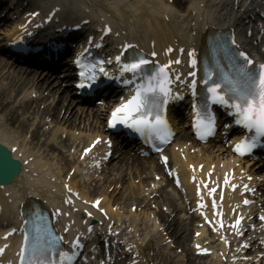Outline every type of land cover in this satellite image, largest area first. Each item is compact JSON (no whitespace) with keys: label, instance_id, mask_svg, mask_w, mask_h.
<instances>
[{"label":"snow or ice","instance_id":"6c2138e0","mask_svg":"<svg viewBox=\"0 0 264 264\" xmlns=\"http://www.w3.org/2000/svg\"><path fill=\"white\" fill-rule=\"evenodd\" d=\"M232 43L235 44V41L233 40ZM96 47H100V45L97 44ZM126 47L132 46L128 45ZM171 51L172 49L169 48L168 52ZM85 52H87V49H85ZM122 55L123 53L115 57L117 63L121 62ZM151 55L154 57L157 53L153 52ZM188 55L194 57L192 52ZM238 58H243V61L240 62ZM230 59H232L235 69L231 78L225 77L223 81L213 80V72L205 70L204 77L201 80L204 86L200 92L201 99L197 104L193 105L195 127L201 138L213 135L216 128V118L210 111V103L219 104L230 109L229 114L235 118L234 123L250 134L245 135L234 146L235 152L244 156L251 153L258 145L264 144V64H260L258 69L252 67L254 62L244 52L234 53ZM75 63L82 69L79 73L81 77L80 88H91L99 79L97 72L105 77L109 75L105 71V61L103 60H100L98 64L89 66L81 63L78 58ZM108 63H111V61H108ZM180 63L181 61L177 59L161 65L156 61L145 58L143 55L134 56L128 62L123 63L120 68L121 74L131 73L133 78L124 79L122 82L124 85L135 84V90L129 99L122 102L112 111L111 119L108 121L109 127L123 125L142 135L155 136L162 141H166L171 135V131L164 116L165 108L170 99H183L180 95H173L171 87L173 83H187L192 95H197L195 71L187 73L189 77L193 78L190 82L182 80L181 75L178 73L172 74L171 65ZM196 63V59L193 58L191 60L193 68H195ZM89 67L91 68L90 72L88 71ZM137 79H139V83H136ZM222 83H226L227 87H222ZM89 151H91L90 148L86 149L85 153L87 154ZM166 160L167 158L165 157ZM16 167L7 152L0 153V178L11 176L15 172ZM193 170L195 171V169ZM210 177L211 173H209ZM193 180H195V177H193ZM224 184H229L227 174L224 178ZM204 186L207 187V184ZM231 187L235 190L237 185L233 184ZM244 187L245 190L248 189L247 185ZM215 192L216 188L213 187L209 190V195H213ZM248 203L250 201L244 200V204ZM95 206L99 207V201L95 202ZM200 207L204 208L206 205L201 204ZM216 207L217 205L213 201V208ZM215 214L222 216V212ZM88 215H91V213H88ZM39 219H42V217ZM242 219L243 217L237 218L230 227L239 232V225ZM261 219L264 220V216ZM220 227H224L222 220ZM67 230L66 228L65 231ZM24 241L25 247L19 253L21 264H56V260L53 259L56 255L59 256V264H71L75 255L73 253L72 256H69L62 251H58V244L63 241V237H55L47 230L46 225L43 227L38 225L36 227L31 237L30 251H28L29 237L27 234H25ZM71 247H82L79 237L72 242ZM199 247L197 245V248ZM3 251L4 249L0 248V254ZM201 251L207 253L208 250L202 249Z\"/></svg>","mask_w":264,"mask_h":264},{"label":"bare ground","instance_id":"6f19581e","mask_svg":"<svg viewBox=\"0 0 264 264\" xmlns=\"http://www.w3.org/2000/svg\"><path fill=\"white\" fill-rule=\"evenodd\" d=\"M167 1L168 0H152L153 4L151 6H149L148 9H150L153 6V10L155 12L157 11L160 14H162V17H165V16L168 17L169 16V18L172 17L175 19L178 15H180V13H178L176 11L175 6H173V5L179 6L180 1L179 0H173L172 5L169 4ZM192 1H193L194 10L197 12V14L206 13L204 16V21L206 23H210V22H212L213 19L218 18V16H214L212 13L208 14V12L215 13L217 11V5H215L214 8H211L210 2L206 3L207 2L206 0H192ZM222 1L228 2L231 0H220V1H218V6L221 4ZM197 4L199 5V7H195ZM200 4H202L201 7H200ZM117 6H118V8H120L122 10V12L127 11L125 5L121 6V4H118ZM225 6H226V4H224L222 6V8L221 7H218V8H220V10H221V9H224ZM129 7L134 8L135 6L129 5ZM145 12H146V10H135V13H134L135 18L131 19V24L137 23L140 18H143L145 15H147V13H145ZM149 14H150V12H149ZM181 18L188 19L189 15L184 14ZM200 20H201V18H199V23L194 24V27H190V25L188 24V21L181 22V25H184V30L192 32V35L190 37L196 35L197 34L196 30H198L203 25L202 21H200ZM163 30H166L169 34L165 35V34H162L160 32H153V31H155V29H153V31H152L148 28H143L142 33L146 35V39L148 41H151V40L154 41L156 48H160L163 45H165L166 43L171 42V39H172L171 35H170V30L166 29L165 27H163ZM182 38H185V37H182ZM147 44H148V42H147ZM16 71H17V73H14V68H11V65L8 62H6L5 60L0 58V99L6 98L8 94L11 95V91H16L19 88H23L22 86H24V85L28 86L29 85L28 83L34 82L35 80H37V78H35V77H33V75H31V77H27L24 81H22L21 77H22L23 73H25L27 71L25 69H23V67H18V69H16ZM38 79L40 80V82H43V79H40V78H38ZM3 80H6V81L3 83L2 82ZM52 83H54V81H51L50 84L52 85ZM47 88L48 87L46 86L44 89H42L41 93H43V90L45 91ZM3 93H4V95H3ZM36 100L38 101V104L36 105L37 112H38L39 104H42V106H43L42 110L40 111L41 115H43L44 113L52 114L55 121L57 122L60 120L59 119V112H60L61 108H64L63 117H64V115L66 116V119L64 121L61 120L60 123L54 129H52V131H51L52 137L49 138V141L47 143L48 145L46 146V148H52L53 142L55 141L57 136L63 130V127H61V125L66 124V126L72 127L76 121H79V123H85V121H90V114L89 113H82L76 107L71 108V103L66 102L65 97H64V99L59 98L57 103L55 104V106H53L51 108H50V102H48V98L45 94H42ZM69 109H70V111H69ZM12 111H13L14 115H13L11 121L18 124L19 114L15 110H12ZM27 111L31 115L36 114V112L32 109L31 110L28 109ZM91 117H92L91 121H92L93 125L90 124V126H92L91 129H95L101 123L100 117L96 113H93ZM33 118H36V117H33ZM0 122H1V120H0ZM96 131L97 130H95V132ZM3 132H5V131L3 130ZM93 136H94V134H93V130H92L91 132L87 133L86 138L84 140L89 141L90 139H92ZM181 137L184 138V140L187 139V136L185 137L182 135ZM182 138H180V139H182ZM41 145H44V143L42 142ZM70 146H69V148H70ZM50 151L51 150H42V152L39 151L40 153H39V157L37 155V160L30 161L28 164V167H29L30 172H31V170H33L36 165L43 168L44 165L46 164V166H47L46 167V175L48 176L49 179L54 177L55 185L58 187V189L62 190V187L59 184V180L61 179V170L62 169L57 168V166L55 164H52V163H50L51 165H49L48 163H44V162L41 163L42 161L48 162L50 160V158L48 157ZM18 152L19 151H16L13 154L16 157H18ZM58 154H60V153H58ZM202 161H203L202 159H199V163L203 164V168L206 170V172H210L214 176H217L219 174L220 171H219L218 166H217L218 162L215 163L213 161H210V162H208V161L202 162ZM136 170L139 172L138 168H136ZM225 171L229 172V168L223 167L221 174H223ZM128 175L130 176L131 173H129ZM21 178H22V176L20 175L16 178V180L19 181ZM25 199H26V197H24V200ZM104 205L107 206V203H105ZM182 239H183V237H182Z\"/></svg>","mask_w":264,"mask_h":264}]
</instances>
